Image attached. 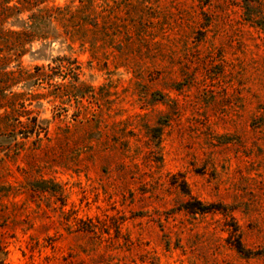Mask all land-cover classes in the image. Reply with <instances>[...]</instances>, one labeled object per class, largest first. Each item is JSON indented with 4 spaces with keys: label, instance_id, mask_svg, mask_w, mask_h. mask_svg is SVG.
<instances>
[{
    "label": "rangeland",
    "instance_id": "374dc122",
    "mask_svg": "<svg viewBox=\"0 0 264 264\" xmlns=\"http://www.w3.org/2000/svg\"><path fill=\"white\" fill-rule=\"evenodd\" d=\"M103 3L93 57L0 42V264H264V33L243 0ZM63 56L77 82L34 77Z\"/></svg>",
    "mask_w": 264,
    "mask_h": 264
},
{
    "label": "trees",
    "instance_id": "16d2710c",
    "mask_svg": "<svg viewBox=\"0 0 264 264\" xmlns=\"http://www.w3.org/2000/svg\"><path fill=\"white\" fill-rule=\"evenodd\" d=\"M49 0H0V27L9 20L18 21L20 16L27 15L23 26L18 31H6L10 38H1L0 42L7 43L11 39L13 46L18 49L23 48L26 43L34 40H57L63 38L71 45L78 42L80 46L88 44L91 56L94 52L93 32H100L103 36L110 31L108 10L110 7L103 3L97 6L96 0H79L78 6L69 3L62 7L47 6ZM104 1L105 0H100ZM97 8H100L97 11ZM243 16L249 24L258 27L264 33V14L260 11L259 0L254 1V6L250 1L243 0ZM256 13H253L255 12ZM61 29V31H60ZM13 37V38H11ZM20 56L24 51H20ZM55 67L47 66L46 71L43 67L34 68V77L44 80L47 85L54 87L53 78L78 81L77 68L74 60L66 57H57L51 60ZM71 83L65 87H70ZM73 89V87H71ZM60 98L59 94H55ZM44 184V183H43ZM199 213H205L206 207L197 209Z\"/></svg>",
    "mask_w": 264,
    "mask_h": 264
}]
</instances>
